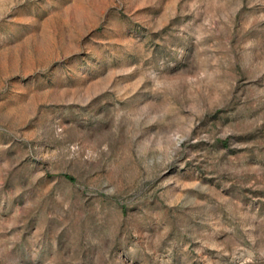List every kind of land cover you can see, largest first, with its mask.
Instances as JSON below:
<instances>
[{
	"label": "rangeland",
	"instance_id": "374dc122",
	"mask_svg": "<svg viewBox=\"0 0 264 264\" xmlns=\"http://www.w3.org/2000/svg\"><path fill=\"white\" fill-rule=\"evenodd\" d=\"M0 264H264V0H0Z\"/></svg>",
	"mask_w": 264,
	"mask_h": 264
}]
</instances>
